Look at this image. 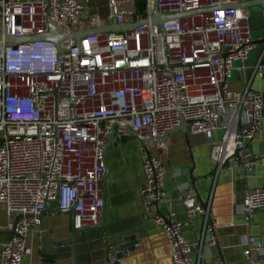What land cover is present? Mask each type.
Segmentation results:
<instances>
[{
  "label": "built area",
  "instance_id": "built-area-1",
  "mask_svg": "<svg viewBox=\"0 0 264 264\" xmlns=\"http://www.w3.org/2000/svg\"><path fill=\"white\" fill-rule=\"evenodd\" d=\"M91 0H0V203L7 216L18 214L13 234L0 248V264H20L29 251L28 231L39 224L44 204L73 211L74 227L99 222L103 205V149L113 133L149 138L166 150L164 134L180 119L190 134L210 135L213 171L252 169L249 143L261 127L264 94L247 84L228 87L237 62L252 47L244 8L246 0H104L106 13ZM166 19L150 22L153 11ZM125 30L89 32L77 44L74 30L126 24ZM68 37L57 51L50 40L16 44L8 37L39 35L48 25ZM264 72V44L253 67ZM139 141L143 182L140 211L150 214L165 236L171 264H205L201 248L215 245V223L209 201H196L188 182L176 185L186 221L154 209L165 197L161 160ZM245 223L264 209V186L244 188L239 204ZM198 215L197 240L188 241L183 227ZM12 226V224H10ZM243 254L264 258V246L246 237ZM195 253V258L192 253ZM101 264H123L108 246ZM223 264V263H220ZM252 264V262H250Z\"/></svg>",
  "mask_w": 264,
  "mask_h": 264
},
{
  "label": "crops",
  "instance_id": "crops-1",
  "mask_svg": "<svg viewBox=\"0 0 264 264\" xmlns=\"http://www.w3.org/2000/svg\"><path fill=\"white\" fill-rule=\"evenodd\" d=\"M248 27L252 47L242 62L235 64L228 87L238 91L246 84L264 94V72L258 74L253 67L260 59L264 43L259 38L264 30V15L255 7H246ZM219 133L190 134L186 130L173 128L164 139L166 150H159L147 140L150 154L157 156L165 169L163 190L165 197L150 210L165 213L168 206L179 221H186L182 202L179 200L176 185L188 182L189 189L195 193L196 201H209V213L215 223L217 242L206 246L205 236L201 253L205 264H264V258L251 253L246 258L243 251L246 237L254 236L264 246V209L253 212L245 223L239 209L244 188L264 186V108L261 127L257 136L249 143L255 155L252 169L245 173L241 167L213 171L209 158L212 140ZM103 205L101 224L88 234L78 235L75 257L57 259L53 264H101L108 246L117 254L124 239L132 237L134 244L121 251L119 257L123 264H171L170 249L165 236L150 214L143 215L139 207L138 189L143 182L139 140L132 134H116L105 138L103 150ZM169 204V205H168ZM40 215L39 224L32 226L27 233L25 244L29 251L23 254L20 264H40L43 250H51L56 242L69 236L72 211L58 209L54 202H48ZM168 205V206H167ZM15 215L7 216L0 203V248L9 237ZM201 220L198 215L188 220L183 227V236L188 241L197 240ZM196 254L193 252L192 257Z\"/></svg>",
  "mask_w": 264,
  "mask_h": 264
},
{
  "label": "water",
  "instance_id": "water-1",
  "mask_svg": "<svg viewBox=\"0 0 264 264\" xmlns=\"http://www.w3.org/2000/svg\"><path fill=\"white\" fill-rule=\"evenodd\" d=\"M237 6H239L241 8L255 7L257 11H260L264 15V0L241 1V2L237 3ZM180 15L181 14L162 15V14H158L154 10L150 16V22L153 25L160 27L162 21H164L166 19H171V18L180 16ZM145 22H146L145 19H141V20L138 19V20H134L132 22L126 23V24H121V25L109 24V25H104L101 27H92V28L83 29V30H74V31L70 32V34L68 36L71 37L75 41V44H77L79 37L82 36L83 34H86L89 32H98V31H103V30H125V29H129V28L134 27L138 23H145ZM68 36L66 34L61 33L56 26L49 24L47 31L42 33V34L34 35V36H26V37H21V38L8 37L5 39V41L7 43H10V44H16V43H19V42H22L25 40H30V39H36V38L46 39V40L52 41L54 43V45L56 46L57 51L60 52L62 50L61 40L68 37ZM257 41H259L260 43H264V30H263V33L260 36L259 40H257ZM184 123L185 122L180 119L178 126L175 128H180L184 131L185 130ZM167 132L164 134V137L167 134ZM126 133L132 134L128 129L126 130ZM132 135H134V134H132ZM134 136L137 137V139L139 141L149 140V138H141V137H138L136 135H134ZM112 137H113V127L111 128V131L109 133V138H112ZM104 148H105V146H104ZM46 206L47 205L44 204L42 212L45 210ZM68 210L72 211L71 208H69ZM72 213H73V211H72ZM18 218H19V215L17 214L15 216V218L12 222V226L9 230V236H11L13 234V227H14ZM100 224H101V218L99 219V222L97 224L74 227L73 217H72L71 229L69 232V236L67 238L59 241V242H56L54 244L53 249L43 250V252H41V255H40V264H53L54 260H57V259H65V258L75 257L76 256L75 255L76 247L78 248V246H77L78 235L81 233H84L86 235L89 233V231H93V229H98L100 227ZM124 243H125L124 245L119 246V248H118V251H119L117 254L118 256L120 255L121 251H123V249L128 248L134 244L133 238L131 236L125 238Z\"/></svg>",
  "mask_w": 264,
  "mask_h": 264
},
{
  "label": "rangeland",
  "instance_id": "rangeland-1",
  "mask_svg": "<svg viewBox=\"0 0 264 264\" xmlns=\"http://www.w3.org/2000/svg\"><path fill=\"white\" fill-rule=\"evenodd\" d=\"M91 3H97L100 5V11L98 12L100 16H103L104 13H106V7L104 6V0H91ZM219 133L221 134V131L219 130Z\"/></svg>",
  "mask_w": 264,
  "mask_h": 264
}]
</instances>
